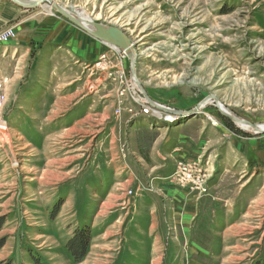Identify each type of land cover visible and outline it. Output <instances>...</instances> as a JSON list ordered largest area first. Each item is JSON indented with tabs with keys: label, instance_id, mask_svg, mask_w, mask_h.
Listing matches in <instances>:
<instances>
[{
	"label": "rangeland",
	"instance_id": "1",
	"mask_svg": "<svg viewBox=\"0 0 264 264\" xmlns=\"http://www.w3.org/2000/svg\"><path fill=\"white\" fill-rule=\"evenodd\" d=\"M54 1L124 30L148 96L186 113L152 106L122 50L98 40L96 60L68 61L61 45L46 46L44 78L0 108V264L264 260V132L242 129L214 100L191 112L214 95L230 114L264 123V0ZM24 9L66 19L46 4ZM67 65L75 103L42 104L41 87L49 96L57 82L65 93ZM180 160L201 170L203 192L176 182ZM85 228L87 254L76 261L67 243Z\"/></svg>",
	"mask_w": 264,
	"mask_h": 264
},
{
	"label": "crops",
	"instance_id": "2",
	"mask_svg": "<svg viewBox=\"0 0 264 264\" xmlns=\"http://www.w3.org/2000/svg\"><path fill=\"white\" fill-rule=\"evenodd\" d=\"M25 11L24 8L11 0H0V31L6 27L14 26L17 32L16 40H10L8 43L0 44V79L3 80L5 92L9 94V96L6 97V102L10 106L24 102L21 92H23L25 88H33L31 81L44 78L41 76L43 68L37 63V57L49 50L48 47L45 48L46 46H51L54 43L57 44L56 47L61 45L63 49L61 50L66 55V60L68 61L75 59V56L90 61L96 60L101 48H103V45H101L102 42L98 41L99 39L81 29H75V25L69 23V21H67L68 19L57 16L47 18H37L35 16L26 17L24 15ZM91 37L94 38L93 40L96 41L95 43L91 40ZM17 53L21 54L14 60L13 57L17 55ZM24 56L27 63L23 62ZM69 67L70 65H67L65 68L67 71L65 76L67 82L61 89L62 92L65 93L59 96L57 82H55V91H48L49 96H47V92L42 96L44 90L41 87L42 104L54 105L61 102L63 103L64 101L67 104L75 103L76 95L73 89L75 80L71 77L73 76L72 69ZM52 68L53 66H50L47 68L48 70L46 69L47 80L44 85L47 87H52L51 84H48L50 80H57L58 78V76L56 79L54 78L55 74L53 75L51 73L54 69ZM63 71L64 70L61 69V72ZM69 79L71 80L69 81ZM36 87L39 88L40 85L34 83V88ZM11 89H13V93H10ZM34 96L35 95H31L28 99L34 100ZM47 97H49V99H47ZM81 100L80 102H83V99ZM9 109H11V107H9ZM70 109H68L65 114H67ZM189 154V151L185 150L184 152H180V157H188Z\"/></svg>",
	"mask_w": 264,
	"mask_h": 264
},
{
	"label": "water",
	"instance_id": "3",
	"mask_svg": "<svg viewBox=\"0 0 264 264\" xmlns=\"http://www.w3.org/2000/svg\"><path fill=\"white\" fill-rule=\"evenodd\" d=\"M15 4L24 7V8H35L37 6L42 5L43 3H51L52 6L64 17H66L68 20L79 26L80 28L84 29L86 32H88L90 35L94 36L95 38L106 42L108 44L114 45L118 47L120 50L124 51L130 60V77L132 78L133 83H135L134 80L137 78V51L134 48L133 42L130 38V36L121 28L114 26V25H108L104 23H99L96 21H93L91 19L85 18L81 16L78 13L73 12L72 10H69L65 8L64 6L58 4L54 0H11ZM141 84V83H140ZM139 84V85H140ZM140 91L142 94L146 97V100L154 107H159L163 109L166 112L169 113H177V114H185L186 111L177 110L173 108H168L162 105H159L158 103L154 102L147 94L145 88L143 85H140ZM208 99H213L216 102V106L219 108L221 113L229 117L231 120L237 123V120L240 119L232 114H230L228 111H224L222 109L221 103L216 99L214 95H211L210 97L205 98L203 101H201L191 112H198L203 109L202 103L204 101H207ZM245 121L246 123H250L252 126H256L257 123H252L250 121L241 119ZM258 132V131H257ZM260 132H264V130H261Z\"/></svg>",
	"mask_w": 264,
	"mask_h": 264
},
{
	"label": "built area",
	"instance_id": "4",
	"mask_svg": "<svg viewBox=\"0 0 264 264\" xmlns=\"http://www.w3.org/2000/svg\"><path fill=\"white\" fill-rule=\"evenodd\" d=\"M16 30L14 27L9 26L0 31V44L8 43L12 38H15ZM130 81V80H129ZM131 83V81H130ZM4 83L0 81V108L3 107L6 102V96L4 94ZM132 84V83H131ZM144 99V98H143ZM145 100V99H144ZM146 102V101H145ZM174 178L176 182L182 186L191 187L200 191H204L206 179L202 178V172L200 169H196L195 165L189 163V161L180 160L175 170Z\"/></svg>",
	"mask_w": 264,
	"mask_h": 264
},
{
	"label": "bare ground",
	"instance_id": "5",
	"mask_svg": "<svg viewBox=\"0 0 264 264\" xmlns=\"http://www.w3.org/2000/svg\"><path fill=\"white\" fill-rule=\"evenodd\" d=\"M43 4H46L47 5V7L49 8V9H52V4L51 3H43ZM73 11V10H72ZM73 12H75V13H78V14H80L81 16H83V17H85V18H88V19H91L92 20V18L91 17H89L90 15H89V13H87L86 11H81L82 13H79V12H76V11H73ZM67 19V18H66ZM69 21V20H68ZM94 21V20H93ZM70 23V22H69ZM73 23V22H72ZM75 27V26H74ZM15 29V28H14ZM81 31V30H80ZM81 33V32H80ZM85 33V32H84ZM86 35V34H85ZM91 40L95 43L96 41L95 40H93L92 38H91ZM105 44H106V42H105ZM101 45H103L104 46V44H101ZM107 46H109L111 49H113V50H115V51H118V52H120V49L118 48V47H116V46H114V45H111V44H106ZM122 53V52H121ZM126 54V53H125ZM141 54H142V52H141ZM127 55V54H126ZM137 55H138V53H137ZM140 55V54H139ZM128 56V55H127ZM125 58V57H124ZM129 58V57H128ZM126 59V58H125ZM136 60H137V58H136ZM126 61H128V60H126ZM127 64V63H126ZM103 67H104V65H103ZM102 67V68H103ZM1 81V80H0ZM135 81V83H134V85L136 86V88H138L139 90H140V80L138 79V77L136 78V80H134ZM1 82H3V81H1ZM140 84V85H139ZM140 95V94H139ZM212 100L213 99H208L207 101H204V103H202V106H203V108L206 106V105H208V104H210V103H213L212 102ZM141 101L143 102V103H145L144 102V99H141ZM5 104V103H4ZM160 105V104H159ZM4 106V105H3ZM157 108V107H156ZM159 108V107H158ZM159 109H161V108H159ZM222 109L224 110V111H227V109L225 108V107H223L222 106ZM161 110H163V109H161ZM154 112H156V111H158L157 109H154L153 110ZM164 111V110H163ZM159 113H161V112H158V114ZM169 118H170V116H168ZM237 125L239 126V127H241L242 129H244V130H248V131H251V133L253 132H260L261 130H264V123H262V124H257L256 126H252L250 123H246L245 121H243V120H241V119H238L237 120Z\"/></svg>",
	"mask_w": 264,
	"mask_h": 264
},
{
	"label": "trees",
	"instance_id": "6",
	"mask_svg": "<svg viewBox=\"0 0 264 264\" xmlns=\"http://www.w3.org/2000/svg\"><path fill=\"white\" fill-rule=\"evenodd\" d=\"M89 235L88 229H81L67 243V248L76 261H81L86 256L90 242ZM254 264H264V260H257Z\"/></svg>",
	"mask_w": 264,
	"mask_h": 264
}]
</instances>
